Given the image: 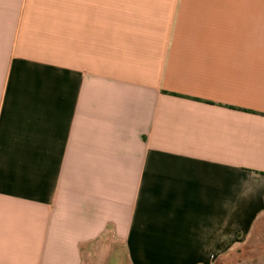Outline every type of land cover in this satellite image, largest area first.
Wrapping results in <instances>:
<instances>
[{
	"label": "crops",
	"instance_id": "1",
	"mask_svg": "<svg viewBox=\"0 0 264 264\" xmlns=\"http://www.w3.org/2000/svg\"><path fill=\"white\" fill-rule=\"evenodd\" d=\"M263 214L264 0H0V264H216Z\"/></svg>",
	"mask_w": 264,
	"mask_h": 264
},
{
	"label": "rangeland",
	"instance_id": "2",
	"mask_svg": "<svg viewBox=\"0 0 264 264\" xmlns=\"http://www.w3.org/2000/svg\"><path fill=\"white\" fill-rule=\"evenodd\" d=\"M99 245L100 248L95 249L94 253L86 252L84 264H129L122 251L117 261L115 256L109 258L107 255L109 250L112 252V246L109 248L103 242ZM216 264H264V214Z\"/></svg>",
	"mask_w": 264,
	"mask_h": 264
}]
</instances>
